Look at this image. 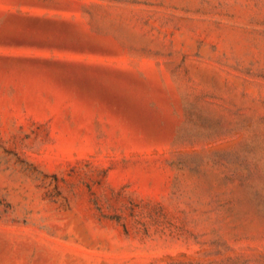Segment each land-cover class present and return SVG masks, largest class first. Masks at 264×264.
<instances>
[{
	"label": "rangeland",
	"instance_id": "rangeland-1",
	"mask_svg": "<svg viewBox=\"0 0 264 264\" xmlns=\"http://www.w3.org/2000/svg\"><path fill=\"white\" fill-rule=\"evenodd\" d=\"M0 264H264V0H0Z\"/></svg>",
	"mask_w": 264,
	"mask_h": 264
}]
</instances>
